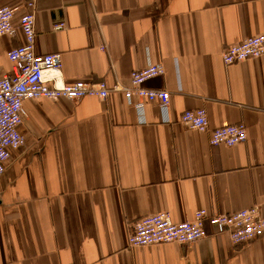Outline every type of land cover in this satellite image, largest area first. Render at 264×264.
I'll use <instances>...</instances> for the list:
<instances>
[{
  "label": "crops",
  "instance_id": "0c3cea01",
  "mask_svg": "<svg viewBox=\"0 0 264 264\" xmlns=\"http://www.w3.org/2000/svg\"><path fill=\"white\" fill-rule=\"evenodd\" d=\"M25 12L24 0H0ZM63 21L67 29L54 32ZM264 33V0H36L35 53L60 54L62 82L129 86L160 65L148 89L165 90L164 113L122 93L107 99L25 101L0 178V264H264V235L235 247L227 234L188 245L129 249L141 218L191 221L257 207L264 217V56L225 66L221 53ZM23 42L0 37V69ZM206 111L209 129L243 124L244 143L213 147L180 124Z\"/></svg>",
  "mask_w": 264,
  "mask_h": 264
},
{
  "label": "built area",
  "instance_id": "2783aa9c",
  "mask_svg": "<svg viewBox=\"0 0 264 264\" xmlns=\"http://www.w3.org/2000/svg\"><path fill=\"white\" fill-rule=\"evenodd\" d=\"M25 12L18 19L15 9L0 7V37H14L15 25H18L23 37L22 44L10 49L6 58L10 63L8 74L0 69V178L5 171L10 151L25 146L19 127L24 123L25 101L50 100L61 98L78 101L85 97L105 100L111 93H122L129 102L136 98L133 107L143 109L144 101L154 102L166 113L170 105V94L165 90L148 89L144 85L153 78L162 76L164 69L160 65H148L130 73V84L120 83L107 86L105 83L76 82L65 85L62 82L61 55L35 53L36 0H24ZM61 21L53 26L54 32L66 30ZM264 56V33L244 39L241 43L224 49L221 60L225 66L257 60ZM180 124L186 129L198 133H208L211 146L233 147L247 139L243 124L226 125L209 129L204 109L184 112ZM207 223L216 229V233L227 234L235 247L247 245L264 235V217L257 207L220 216H209L198 211L191 221L174 223L169 213L161 212L139 219L127 237V247L135 249L162 244L188 245L208 236L204 229Z\"/></svg>",
  "mask_w": 264,
  "mask_h": 264
}]
</instances>
